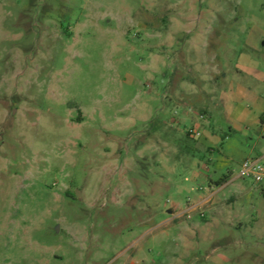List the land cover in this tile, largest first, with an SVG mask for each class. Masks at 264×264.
Segmentation results:
<instances>
[{"label":"rangeland","instance_id":"1","mask_svg":"<svg viewBox=\"0 0 264 264\" xmlns=\"http://www.w3.org/2000/svg\"><path fill=\"white\" fill-rule=\"evenodd\" d=\"M239 72L264 0H0V264H264Z\"/></svg>","mask_w":264,"mask_h":264},{"label":"crops","instance_id":"2","mask_svg":"<svg viewBox=\"0 0 264 264\" xmlns=\"http://www.w3.org/2000/svg\"><path fill=\"white\" fill-rule=\"evenodd\" d=\"M242 75H249V77H253L257 84L264 83V75L262 73L258 72H239ZM213 75H221L225 80L229 78L228 72H212ZM240 90L236 93H233V96H242L243 98L246 97L249 100H252V104L254 108H251L248 110H239V115L240 118L243 120L244 124L248 126H253L254 128H259V127H264V100L259 99L258 97H254L256 93L252 91L251 88H248L246 86H240ZM251 89V90H250ZM239 98L235 97L234 99ZM189 115V114H188ZM187 115V116H188ZM241 175V174H240ZM226 181L221 185H227L228 184V179H225ZM210 200L209 199H203L201 201V205L203 203H208ZM205 203V204H206ZM177 204L173 205V210L171 211L172 213L177 212Z\"/></svg>","mask_w":264,"mask_h":264},{"label":"built area","instance_id":"3","mask_svg":"<svg viewBox=\"0 0 264 264\" xmlns=\"http://www.w3.org/2000/svg\"><path fill=\"white\" fill-rule=\"evenodd\" d=\"M201 118H203V116ZM189 134L200 136V133L194 130H190ZM241 176L254 177L257 181H262L264 179V164H262L260 160L244 161Z\"/></svg>","mask_w":264,"mask_h":264},{"label":"trees","instance_id":"4","mask_svg":"<svg viewBox=\"0 0 264 264\" xmlns=\"http://www.w3.org/2000/svg\"><path fill=\"white\" fill-rule=\"evenodd\" d=\"M225 181H226L225 179L221 180V184H223Z\"/></svg>","mask_w":264,"mask_h":264}]
</instances>
